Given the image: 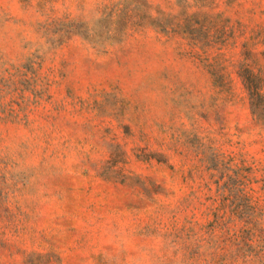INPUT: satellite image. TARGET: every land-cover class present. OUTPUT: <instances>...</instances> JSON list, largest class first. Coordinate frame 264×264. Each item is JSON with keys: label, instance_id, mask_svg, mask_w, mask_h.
Returning <instances> with one entry per match:
<instances>
[{"label": "rangeland", "instance_id": "1", "mask_svg": "<svg viewBox=\"0 0 264 264\" xmlns=\"http://www.w3.org/2000/svg\"><path fill=\"white\" fill-rule=\"evenodd\" d=\"M0 264H264V0H0Z\"/></svg>", "mask_w": 264, "mask_h": 264}]
</instances>
